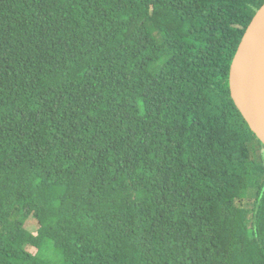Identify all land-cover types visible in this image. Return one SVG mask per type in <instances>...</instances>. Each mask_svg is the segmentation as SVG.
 Here are the masks:
<instances>
[{"label":"trees","instance_id":"trees-1","mask_svg":"<svg viewBox=\"0 0 264 264\" xmlns=\"http://www.w3.org/2000/svg\"><path fill=\"white\" fill-rule=\"evenodd\" d=\"M263 3L0 0V264H264L229 83Z\"/></svg>","mask_w":264,"mask_h":264},{"label":"water","instance_id":"water-1","mask_svg":"<svg viewBox=\"0 0 264 264\" xmlns=\"http://www.w3.org/2000/svg\"><path fill=\"white\" fill-rule=\"evenodd\" d=\"M264 3L247 26L230 67L232 98L264 143Z\"/></svg>","mask_w":264,"mask_h":264},{"label":"rangeland","instance_id":"rangeland-1","mask_svg":"<svg viewBox=\"0 0 264 264\" xmlns=\"http://www.w3.org/2000/svg\"><path fill=\"white\" fill-rule=\"evenodd\" d=\"M25 225H26V227H27L30 231L34 232L35 234H39V235L42 236V237H43V236L46 234V232H47V229H43V228L40 229V225H39L37 219L34 218L33 216H30V217L28 218V220H27V222H26ZM29 249L32 250V251H35V250H36L34 247H29Z\"/></svg>","mask_w":264,"mask_h":264},{"label":"bare ground","instance_id":"bare-ground-1","mask_svg":"<svg viewBox=\"0 0 264 264\" xmlns=\"http://www.w3.org/2000/svg\"><path fill=\"white\" fill-rule=\"evenodd\" d=\"M262 82H263V87H264V74H263V79H262Z\"/></svg>","mask_w":264,"mask_h":264}]
</instances>
